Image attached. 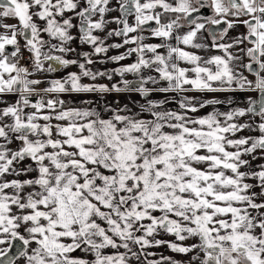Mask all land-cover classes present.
Here are the masks:
<instances>
[{"label":"snow or ice","instance_id":"6c2138e0","mask_svg":"<svg viewBox=\"0 0 264 264\" xmlns=\"http://www.w3.org/2000/svg\"><path fill=\"white\" fill-rule=\"evenodd\" d=\"M0 264H264V0H0Z\"/></svg>","mask_w":264,"mask_h":264},{"label":"crops","instance_id":"0c3cea01","mask_svg":"<svg viewBox=\"0 0 264 264\" xmlns=\"http://www.w3.org/2000/svg\"><path fill=\"white\" fill-rule=\"evenodd\" d=\"M5 23H15L14 20H5L4 21ZM245 29L243 27H240L238 28L236 31H234L232 33V35H236L237 33L239 32H244ZM152 42H158V41H152ZM122 51V50H121ZM110 55H113V54H116L115 52H110L109 53ZM129 61H124L123 63H128ZM96 68L98 69H101L103 70V68H112V67H115V65H112V64H107V65H96L95 66ZM77 69L76 68H70L68 69L67 71H76ZM63 74V73H61ZM57 75H60V74H57ZM128 79H132L133 77L132 76H128L127 77ZM119 78L116 77L114 78L113 82H116V80H118ZM85 83H89V81L87 79L84 80ZM100 83H108V81L106 80H100L99 81ZM189 95H199V94H195V93H190ZM218 96H220V98H223L224 95L226 94H216ZM235 95H238V96H243V95H255L254 93H250V94H244V93H237ZM98 97L96 96H72V97H64V99L66 100H72V101H75L77 103V105L79 104V101L81 99H97ZM153 98H159L158 96H154ZM209 98H211V94L209 95ZM132 100H139V96L138 95H133L131 97ZM107 100L108 101H119L120 102V105H123V104H129V106H131V100L129 99L128 95H125V94H112V95H109L107 96ZM169 107H175V105H169ZM218 108H220V110H224V108L226 106H217ZM212 109L211 108H208V109H202L201 112L199 114H206L208 111H211ZM156 251V250H155ZM160 253H163L164 255H168V256H172L174 259L176 260H187L188 258L187 257H184V256H181V255H178V254H174V253H171L170 251H168L166 248H165V251L161 250Z\"/></svg>","mask_w":264,"mask_h":264},{"label":"rangeland","instance_id":"374dc122","mask_svg":"<svg viewBox=\"0 0 264 264\" xmlns=\"http://www.w3.org/2000/svg\"><path fill=\"white\" fill-rule=\"evenodd\" d=\"M165 238H167V237H165ZM161 250L165 251V248H161V249H158V250H156V251H157L158 253H160Z\"/></svg>","mask_w":264,"mask_h":264},{"label":"flooded vegetation","instance_id":"af4514ba","mask_svg":"<svg viewBox=\"0 0 264 264\" xmlns=\"http://www.w3.org/2000/svg\"><path fill=\"white\" fill-rule=\"evenodd\" d=\"M206 14H210V13H206Z\"/></svg>","mask_w":264,"mask_h":264}]
</instances>
